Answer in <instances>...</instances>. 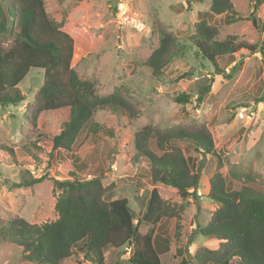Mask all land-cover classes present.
<instances>
[{"label": "rangeland", "instance_id": "374dc122", "mask_svg": "<svg viewBox=\"0 0 264 264\" xmlns=\"http://www.w3.org/2000/svg\"><path fill=\"white\" fill-rule=\"evenodd\" d=\"M210 2L45 1L48 15L62 22L63 30L74 41L72 67L79 77L93 82L100 96L119 89L141 107L133 120L107 110L97 111L72 152L61 156L54 153L50 168L51 140L61 132L66 112L42 113L37 130H28L24 112L34 102L44 78L43 70H30L19 84L25 100L18 105H0V146L14 151V158L0 152V264H33L21 258L22 248L5 238L3 227L14 218L37 225L55 220L59 191H55L53 180L68 178L74 169L82 179L101 177L103 185L110 188L108 200L128 199L137 222L151 191L160 185L151 181L150 162L137 157L135 137L145 126L168 130L204 124L212 132L215 144V154L209 155L196 150L191 142L178 143L186 150V156L195 159V171L201 174L197 190L202 196L194 193L182 200L174 189L161 186V197L179 216L164 218L156 230L160 233L157 243L163 236L171 243L170 252L161 257L162 264H179L186 257L189 259V254L192 260L200 248L218 247L216 239L201 235L197 227L205 226L213 213L215 202L208 195L209 177L218 169L219 158L230 189H240L245 184L264 194V4L254 12L255 0H232L236 15H230L236 21L228 24L225 15L210 14ZM202 20L217 28L215 40L222 42L235 36L238 41L258 45V53L242 49L218 57L219 69L224 71L220 73L199 54L193 42L195 25ZM153 21L174 33L178 43L176 58L159 79L153 78L144 66L159 44ZM208 85L211 91L196 107L198 91ZM181 93L190 94L193 103L177 104L175 99ZM95 124L101 127L98 133L92 132ZM148 146L161 155L154 140ZM233 173L241 181L234 180ZM40 177L45 179L30 187H12L13 183ZM147 229L141 224V233ZM128 258L126 250H112L106 254V264H126ZM63 264L89 263L80 254Z\"/></svg>", "mask_w": 264, "mask_h": 264}, {"label": "trees", "instance_id": "16d2710c", "mask_svg": "<svg viewBox=\"0 0 264 264\" xmlns=\"http://www.w3.org/2000/svg\"><path fill=\"white\" fill-rule=\"evenodd\" d=\"M45 1L0 0V105L22 103L25 96L19 84L31 69L43 70L42 86L34 102L26 108L24 121L28 130L36 131L42 113L66 112L61 132L51 140L49 156L52 159L54 153L61 156L72 152L97 111L107 110L133 120L141 105L133 103L119 89L100 96L93 82L79 77L72 67L74 41L63 30V23L48 15ZM255 1L254 12L264 4V0ZM209 12L218 17L225 15L228 24L236 21L230 15H236L232 0H211ZM256 21L254 18L255 24ZM152 29L159 37V44L144 66L153 78L159 79L176 58L178 43L174 33L160 22L153 21ZM217 35V28L202 20L195 25L192 39L199 54L220 73L224 71L219 69L218 57L233 55L242 49L258 53L256 44L238 41L235 36L219 42L215 40ZM210 91V85L198 91L196 107L203 104ZM175 101L184 106L193 103L187 93H181ZM100 130L97 124L92 128L94 133ZM150 140L155 141L161 155L149 149ZM182 141L193 143L196 150H203L205 154H215L213 134L204 124L168 130L145 126L136 134L135 146L137 157L150 162L152 183L171 187L182 200H187L192 196L190 190L199 188L201 174L195 171V159L186 156V150L178 146ZM0 152L14 158L11 148L1 145ZM52 162L53 159L48 162L50 168ZM225 172L219 158L218 169L209 179L208 193L218 208L205 226L197 225L198 233L216 239L218 247L200 248L192 260L186 257L179 264H264V194L245 184L233 191ZM232 177L241 181L237 174L233 173ZM44 179L31 178L13 183L12 187H30ZM53 183L55 191H59L55 220L37 225L14 218L3 227L5 238L22 248L23 260L33 264H63L72 256L82 254L89 264H106L109 251L126 250L129 253L126 264H162L160 255L169 251L170 240L164 238L157 243L156 230L164 218L178 219L179 216L157 188L151 191L144 212L135 222L127 199H107L110 188L103 185L101 177L82 179L74 169L68 178L54 179ZM141 224L147 225V232H140Z\"/></svg>", "mask_w": 264, "mask_h": 264}, {"label": "crops", "instance_id": "0c3cea01", "mask_svg": "<svg viewBox=\"0 0 264 264\" xmlns=\"http://www.w3.org/2000/svg\"><path fill=\"white\" fill-rule=\"evenodd\" d=\"M211 177H209V179H210ZM235 180V179H234ZM160 184V183H159ZM235 184V183H234ZM233 184V185H234ZM161 186H165V185H163V184H160V185H156V187L155 188H157L159 191L160 190H162V187ZM247 186V185H246ZM248 187H250V186H248ZM241 188V187H240ZM251 188V187H250ZM253 189V188H252ZM233 190V189H232ZM238 190H240L239 188H235L234 187V190L233 191H238ZM161 194V193H160ZM162 195V194H161ZM128 200V199H127ZM211 208H212V206H211ZM218 208V204L217 203H215V205H213V210H211L212 212H214L216 209ZM211 216V215H210ZM210 218V217H209ZM173 219H175V218H173ZM163 221L164 220H162L161 222H160V224L158 225V228H159V226L161 225H163ZM148 230V229H147ZM147 232V231H146ZM160 233L159 232H157L156 231V235L155 236H158ZM164 238H166L167 239V237L166 236H163ZM156 238V237H155ZM163 239H161L160 241H162ZM171 244V243H170ZM170 249H171V245H169V251L168 252H170ZM168 252H166V253H168ZM163 255V254H162ZM162 255H160V258L162 257ZM161 263H162V260H161Z\"/></svg>", "mask_w": 264, "mask_h": 264}, {"label": "built area", "instance_id": "2783aa9c", "mask_svg": "<svg viewBox=\"0 0 264 264\" xmlns=\"http://www.w3.org/2000/svg\"><path fill=\"white\" fill-rule=\"evenodd\" d=\"M190 193H191L192 195L195 193L197 196H202V193H201L200 190H197V191L190 190Z\"/></svg>", "mask_w": 264, "mask_h": 264}, {"label": "water", "instance_id": "95a60500", "mask_svg": "<svg viewBox=\"0 0 264 264\" xmlns=\"http://www.w3.org/2000/svg\"><path fill=\"white\" fill-rule=\"evenodd\" d=\"M189 259H191V255L189 254Z\"/></svg>", "mask_w": 264, "mask_h": 264}]
</instances>
